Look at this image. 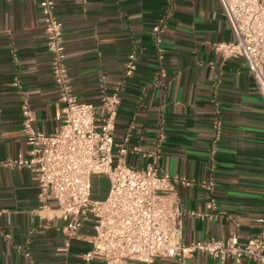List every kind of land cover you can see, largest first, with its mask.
<instances>
[{"label":"crops","instance_id":"obj_1","mask_svg":"<svg viewBox=\"0 0 264 264\" xmlns=\"http://www.w3.org/2000/svg\"><path fill=\"white\" fill-rule=\"evenodd\" d=\"M53 1L74 95L99 107L119 92L115 155L124 146L129 166L155 163L173 178L194 182L176 184L186 214L185 242L234 234L245 244L256 237L264 206V101L245 62L224 60L212 49L235 40L220 1L173 0L171 9L165 0ZM162 22L156 35L153 28ZM133 51L136 68L127 77ZM15 81L29 100L36 129L54 133L59 93L40 7L32 0H0V163L29 149ZM206 183L211 191L203 188ZM0 211V264H81L90 249L91 221L65 248L57 205L51 201L43 208L27 169L0 164ZM157 264L179 263L160 258ZM189 264L221 263L197 254Z\"/></svg>","mask_w":264,"mask_h":264},{"label":"built area","instance_id":"obj_2","mask_svg":"<svg viewBox=\"0 0 264 264\" xmlns=\"http://www.w3.org/2000/svg\"><path fill=\"white\" fill-rule=\"evenodd\" d=\"M32 1L39 4L43 18L59 93L56 119L60 126L50 135L37 130L29 100L15 81L13 86L21 95L22 131L29 149L26 155L0 164L29 170L39 187L43 208L48 209L51 201L56 203L63 221L65 248L80 239L84 224L91 221L94 235L88 239L90 249L81 255V264H157L160 258L189 264L197 254L209 255L221 264H243L245 260L264 264V206L258 219L259 233L245 244L234 234L222 240L185 242L186 214L176 184L189 186L194 182L173 178L155 163L144 169L129 166L124 146L115 155L119 92L106 96L99 107L78 100L68 75L64 28L55 14L54 1ZM165 1L171 9L173 0ZM219 1L235 40L215 43L212 49L224 60L242 59L264 101V0ZM163 26V22L157 24L154 33L159 35ZM136 62L137 53L133 51L125 64V76H133ZM133 151L142 152L139 147ZM145 156L157 158L155 152ZM94 177L108 181L106 198L93 199ZM203 188L211 191L212 184H203ZM262 191L264 197V182Z\"/></svg>","mask_w":264,"mask_h":264},{"label":"trees","instance_id":"obj_3","mask_svg":"<svg viewBox=\"0 0 264 264\" xmlns=\"http://www.w3.org/2000/svg\"><path fill=\"white\" fill-rule=\"evenodd\" d=\"M109 189L107 180L104 177H94L92 181V197L93 199H104L106 191Z\"/></svg>","mask_w":264,"mask_h":264}]
</instances>
